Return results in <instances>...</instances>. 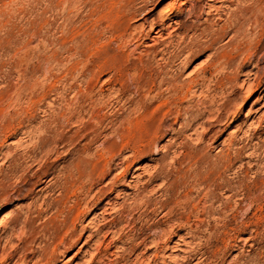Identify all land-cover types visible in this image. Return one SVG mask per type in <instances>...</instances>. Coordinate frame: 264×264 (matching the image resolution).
Returning a JSON list of instances; mask_svg holds the SVG:
<instances>
[{
  "label": "rangeland",
  "instance_id": "obj_1",
  "mask_svg": "<svg viewBox=\"0 0 264 264\" xmlns=\"http://www.w3.org/2000/svg\"><path fill=\"white\" fill-rule=\"evenodd\" d=\"M140 1L0 0V246L16 233L0 262L18 245L34 249L28 264L44 246L58 247L52 264H264V63L236 49L264 57V25L232 41L219 31L185 64V29H218L235 4L217 20L204 1L157 0L127 35L158 14L186 28L154 45L147 22L137 39L112 32L108 5ZM213 53L220 65L197 72ZM172 77L194 95L173 97L161 84ZM192 107L196 132L185 126ZM139 109L157 132L149 142L127 132Z\"/></svg>",
  "mask_w": 264,
  "mask_h": 264
},
{
  "label": "bare ground",
  "instance_id": "obj_2",
  "mask_svg": "<svg viewBox=\"0 0 264 264\" xmlns=\"http://www.w3.org/2000/svg\"><path fill=\"white\" fill-rule=\"evenodd\" d=\"M200 1V0H197ZM204 1L205 3V8L207 9V11L205 12V14L208 17H214L217 20L221 19V14L223 13V11L225 10V8L221 7L224 3H228L230 5H234L235 4V8L227 13V17L225 19V22L222 26H219L218 29L213 30L212 32L208 33L206 28H202L200 29V26H202L203 23L201 24H191L189 26L188 29H185L189 32H192V37L191 40L188 41L182 48L181 53L184 56V62L185 64L188 63V59L190 57L195 56L198 52L200 51H205L207 49L213 48L212 46L215 44V42H217L216 38H214L213 36L218 35V32H225V33H231V37H230V41L235 40L236 38L240 37V36H244L243 32V27L245 25L248 26H254L257 28H262V26L264 25L263 22V8H264V0H201ZM72 2V1H71ZM155 2H157V0H141L140 1V6H138L137 8L133 9L130 11L129 9H126L125 6L119 4L118 2L116 3H111L109 6V11H108V15L110 17L113 16V19L108 21L111 23L112 25V32H117L119 37H126L129 38L130 40L132 39H137L135 36L141 34V32L143 31L144 25L147 22V19H145L143 21V24L140 25V27H136L132 29V34L127 35V30L129 29V26L127 24V22L129 20H131L133 17L136 16H140V15H145L146 13L151 12V8L149 7H153L155 5ZM74 4V3H73ZM191 4V3H190ZM216 4H219V6H217ZM104 5V4H103ZM106 5V4H105ZM169 5V4H168ZM229 6V5H228ZM96 7V6H95ZM172 7V6H171ZM149 8V9H148ZM148 9V12H146V10ZM105 11V10H104ZM203 11V10H202ZM165 13V12H164ZM202 13V12H201ZM94 14V13H93ZM191 14V13H190ZM194 15V14H193ZM102 16V15H101ZM105 16V15H104ZM108 16V18H110ZM146 16V15H145ZM192 16V15H191ZM201 16V14H200ZM107 18V17H106ZM168 18V17H167ZM167 18H162L161 14L156 15V18L153 19L149 23L150 26V30L151 32H153V34H155V36L151 37V40L153 42L154 45H162L163 43H159L162 37V34L164 31H167V36L170 37L173 33L184 29L186 27H184V23L180 21V17H174V19H167ZM197 19L199 18V16L196 17ZM207 18L204 20V22L207 20ZM199 20V19H198ZM107 21V19H106ZM193 22V21H192ZM214 22V21H213ZM156 26V27H155ZM109 27V26H108ZM209 28V27H208ZM200 31L198 35H195L197 31ZM261 30V29H260ZM111 31V30H110ZM116 33V34H117ZM143 33V32H142ZM149 34V33H148ZM209 35L208 41L207 42H200V40H197V38H204L206 39ZM246 35V33H245ZM115 36V35H114ZM141 36V35H140ZM139 36V37H140ZM176 37V36H175ZM164 38V37H163ZM241 38V37H240ZM239 38V39H240ZM139 39V38H138ZM160 39V40H159ZM244 40V39H243ZM128 40H124V42L126 43ZM237 41V40H236ZM122 42V41H121ZM123 42V43H124ZM128 43V42H127ZM119 46V45H118ZM262 46V45H261ZM124 47V44H123ZM168 47V46H166ZM264 47V44H263ZM126 48V47H125ZM237 52H244L246 53V57L244 58V64L247 63H253L258 66L262 63H264V57H258L257 56V52L256 49L254 51H251V48L249 45H242V44H238L236 46ZM118 50V49H117ZM235 50V49H234ZM161 51V50H160ZM162 53V52H161ZM221 55V54H220ZM115 58V57H114ZM113 58V59H114ZM167 59V58H166ZM218 55L216 53H213L212 55H208L206 62L202 65L198 66V70H196L197 72H201L204 71L208 65H212V67H218L220 65V61H218ZM222 63V62H221ZM134 64V63H133ZM119 65V64H118ZM117 65V66H118ZM255 66V68H256ZM96 71V70H95ZM195 71V72H196ZM138 72V71H137ZM196 72V73H197ZM194 73V72H193ZM141 74V73H139ZM162 74V73H161ZM195 74V73H194ZM199 74V73H198ZM199 76V75H198ZM193 77L192 79L189 80V85H191L192 83H197L199 79V77ZM92 77V76H91ZM141 78V77H140ZM169 79V78H168ZM176 78L172 77L169 80H164L161 82V84H166L167 86V90H170L173 92V97H178V96H182L184 94H186L185 92L187 90H184V86H177L176 84ZM132 82V81H131ZM93 84V83H92ZM119 86V85H118ZM88 87V86H87ZM187 87V86H186ZM207 87V86H205ZM192 88V87H191ZM201 89V87H199ZM199 89V90H200ZM251 89V86H248V90ZM188 93H191L192 95H194V92L192 93L189 89L187 91ZM229 93V92H228ZM172 95V94H171ZM201 96V95H199ZM214 99V98H213ZM134 100V99H133ZM154 100V99H153ZM213 101V100H212ZM165 103L168 105L167 102L162 103L163 105H165ZM201 103V101H200ZM136 104V103H135ZM142 104V103H141ZM139 105V104H138ZM198 105V104H197ZM162 108V107H161ZM187 109V108H186ZM195 110L198 111V109H194V107H192L191 109H188L187 112V118L185 119V126L189 125V124H194V126L191 128L192 132H196L195 127L197 125H200L201 128V123H196L199 119H201V113L199 115H195ZM204 110V109H203ZM211 110V109H210ZM94 112V111H93ZM210 112V111H209ZM211 113V112H210ZM137 120L135 121L134 124H130V127L127 129V132L130 133L132 131H135L137 128L141 129L144 131L145 135H140L142 136L143 140L145 139V141L149 142L151 141L153 138H156V134L157 132H154V135L150 136L149 133L151 132V126L153 125L151 118L147 116V113L145 110L143 109H139L137 110V112L135 113ZM133 116V115H132ZM232 116V115H231ZM174 117V116H173ZM93 119V118H92ZM212 119V118H211ZM94 120V119H93ZM213 120V119H212ZM132 121V120H131ZM175 121V120H174ZM207 121V120H206ZM134 122V121H133ZM264 122V111L256 118L255 123H256V130L259 129V125ZM123 123V122H122ZM204 123V122H203ZM202 123V124H203ZM213 125V124H212ZM207 130L204 132L206 134L213 132V127H207ZM217 131V129H215ZM138 132V130H136ZM141 132V131H140ZM132 134V133H131ZM138 134V133H137ZM214 134V133H213ZM124 135V134H123ZM121 135V141H123L124 139H126L127 136H123ZM135 135V134H134ZM255 136V135H254ZM139 139V138H138ZM127 140V139H126ZM136 140V139H135ZM142 140V139H139ZM103 144V143H102ZM163 150V149H162ZM129 152V151H128ZM135 153V152H134ZM48 155V154H47ZM103 155V154H102ZM106 155V154H105ZM129 156V155H128ZM93 158V157H92ZM126 159V158H125ZM97 160V159H96ZM32 161V160H31ZM95 161V160H94ZM103 163V162H102ZM157 168V167H156ZM136 169V168H135ZM84 171V170H83ZM91 182V181H90ZM73 184V183H72ZM143 184V183H142ZM136 186V185H135ZM61 189V188H60ZM98 190V189H97ZM203 190V189H202ZM153 191V190H152ZM73 192V191H72ZM120 192V191H119ZM122 194V193H121ZM89 200V199H88ZM238 200V199H237ZM142 202V201H141ZM77 203V202H75ZM250 205V204H249ZM236 206V205H235ZM79 207V206H78ZM252 207V206H251ZM77 210V209H76ZM170 210V209H169ZM28 211V210H27ZM61 213V212H60ZM28 214V213H27ZM164 215V214H163ZM60 217V216H59ZM73 218V216H71ZM221 217V216H220ZM4 222V221H2ZM74 224V223H73ZM88 224V223H87ZM3 224H1L2 226ZM26 225L24 224L22 227H20V229H18V233L17 239H19L20 241H22V238H26V233H25V227ZM63 226V225H62ZM90 228V227H89ZM98 230V229H97ZM14 231V230H13ZM251 231V230H250ZM107 233V232H106ZM251 233V232H249ZM255 233V232H254ZM14 232H10L8 235H5L4 237V241H3V245L2 247L0 246V251L1 252H5L6 250V246L8 244H10L13 240V236H14ZM32 235V234H31ZM88 237V236H87ZM90 237V235H89ZM54 237L51 238V240H53ZM251 238L248 239H244V244L246 245L248 243V241H251ZM1 242V239H0ZM65 242L67 241V238H64L63 240L61 239L60 244L64 245L66 244ZM13 243V242H12ZM22 243V242H20ZM47 244V243H46ZM59 244V245H60ZM51 245V244H49ZM60 245V246H61ZM18 246V245H17ZM17 246L12 249L11 253L9 254H5V256H2V261L0 262V264H10L15 258V262L13 264H28L29 261H27V258L30 254L35 253L33 250L32 252H28L29 249H19V246L17 248ZM13 247V246H12ZM51 247V246H50ZM50 247H48L50 249ZM237 247V246H236ZM249 247H252V245H250ZM34 248V247H33ZM41 248V246H40ZM168 248V247H167ZM240 248V247H238ZM237 250H240L238 249ZM11 249V248H9ZM39 249V248H38ZM58 247L57 246H53L52 249L48 250L47 247H43L39 252L38 256V262L34 263V264H38L41 263L42 264H52L56 258H57V251ZM191 249V248H190ZM8 250V249H7ZM31 251V250H29ZM195 251V250H194ZM218 251V250H217ZM221 251V250H220ZM7 252V251H6ZM240 252V251H239ZM19 254V255H18ZM18 255V256H17ZM238 257H234L231 264H234L237 260ZM205 260V259H204ZM219 263L216 264H223V262L218 261ZM206 264V263H204Z\"/></svg>",
  "mask_w": 264,
  "mask_h": 264
}]
</instances>
